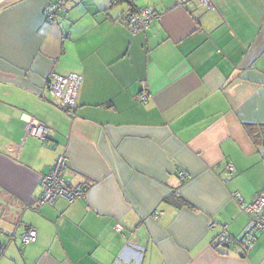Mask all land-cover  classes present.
<instances>
[{
  "label": "crops",
  "instance_id": "obj_1",
  "mask_svg": "<svg viewBox=\"0 0 264 264\" xmlns=\"http://www.w3.org/2000/svg\"><path fill=\"white\" fill-rule=\"evenodd\" d=\"M54 1L0 0V264H264L238 203L264 193V0H137L160 17L135 33L125 3L66 0L48 20ZM53 72L82 76L73 110ZM61 153L88 194L39 205Z\"/></svg>",
  "mask_w": 264,
  "mask_h": 264
},
{
  "label": "built area",
  "instance_id": "obj_2",
  "mask_svg": "<svg viewBox=\"0 0 264 264\" xmlns=\"http://www.w3.org/2000/svg\"><path fill=\"white\" fill-rule=\"evenodd\" d=\"M190 0H178L179 5H186ZM206 8L213 6L215 0H198ZM115 3H125L127 8L122 14V19L135 32L147 31L153 21L159 18V14L152 7L139 6L137 0H114ZM67 10L66 0H55L45 10V16L48 20L54 18L55 15L63 13ZM47 87L51 94L55 96L68 109L73 110L76 107L78 92L82 82V76L72 72L69 74H59L53 72L49 75ZM149 92L143 90L139 93L138 99L147 101ZM29 130L35 135L44 139L48 144L51 143L49 138V129L41 122L30 121L28 123ZM68 165V156L66 153H61L57 156L54 164L49 171L41 176V184L43 193L38 199L39 205L53 204L56 199L63 198L68 202H74L77 199L85 198L89 191V186L84 183L72 184L65 176V169ZM230 170H234L233 164H228ZM181 177L185 178L184 172L180 173ZM238 203L243 211L250 215L251 223L247 234L244 236V242L251 244L254 241V234L257 231H264V193H259L255 196L251 203H245L238 196ZM122 229L121 225H118ZM38 231L30 228L21 234L23 243H34L37 241ZM223 241L229 242L228 236L223 234L220 238ZM5 248L1 245V250Z\"/></svg>",
  "mask_w": 264,
  "mask_h": 264
},
{
  "label": "trees",
  "instance_id": "obj_3",
  "mask_svg": "<svg viewBox=\"0 0 264 264\" xmlns=\"http://www.w3.org/2000/svg\"><path fill=\"white\" fill-rule=\"evenodd\" d=\"M173 195H175L174 192H172L170 195H168L166 197V199H169V197L173 196ZM174 197H176V196H174ZM179 197H180V201L177 202V205L178 206L187 205V201L183 197H181V196H179ZM228 238H229V242H226V241H223L220 239V241H218V243L216 244V247H217L219 252L227 253L228 249L230 248L232 243H235L234 242L235 240H232L231 237H228ZM243 241H244V239H243Z\"/></svg>",
  "mask_w": 264,
  "mask_h": 264
},
{
  "label": "rangeland",
  "instance_id": "obj_4",
  "mask_svg": "<svg viewBox=\"0 0 264 264\" xmlns=\"http://www.w3.org/2000/svg\"><path fill=\"white\" fill-rule=\"evenodd\" d=\"M70 3V2H69ZM127 6V4H125V7ZM152 9L154 10V8L152 7ZM155 11V10H154Z\"/></svg>",
  "mask_w": 264,
  "mask_h": 264
}]
</instances>
